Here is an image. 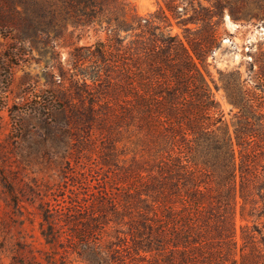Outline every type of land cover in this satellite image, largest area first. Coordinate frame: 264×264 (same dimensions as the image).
<instances>
[{"label": "trees", "instance_id": "1", "mask_svg": "<svg viewBox=\"0 0 264 264\" xmlns=\"http://www.w3.org/2000/svg\"><path fill=\"white\" fill-rule=\"evenodd\" d=\"M188 3L198 4L194 15L179 16ZM228 7L229 0H165L141 17L121 0H0V33H17L11 59L22 57L18 44L51 29L60 28L56 38L67 25L107 33L75 48L88 70L80 73L83 103L72 110L78 127L99 125L102 167L70 176L61 201L44 214L48 244L64 238L85 246L88 264H237L241 203V264H264L262 255L248 260L244 235L253 227V241L263 245L255 222L264 218V67L250 96L233 99L235 142L206 77L222 39L209 24ZM171 18L185 27L184 39L173 35Z\"/></svg>", "mask_w": 264, "mask_h": 264}, {"label": "rangeland", "instance_id": "2", "mask_svg": "<svg viewBox=\"0 0 264 264\" xmlns=\"http://www.w3.org/2000/svg\"><path fill=\"white\" fill-rule=\"evenodd\" d=\"M121 1L127 10L141 17L165 7V0ZM204 5L211 8V4ZM180 6L183 11L178 9L179 16L184 18L198 9V4ZM16 9L23 12V2L19 1ZM171 21L173 35L184 39L185 27L178 25L177 19ZM188 27L193 31L198 28L191 24ZM209 27L222 39L208 59L206 77L235 142L239 108L233 99L250 96L256 74L264 67V0H229L224 19L218 24L214 20ZM58 30L37 33L25 45L18 44L22 54L19 60L8 54L16 45L17 33H0V264H88L92 256L85 246L73 248L64 238L58 244H48L42 232L49 227L44 214L61 201L70 176L102 167L98 150L103 133L99 125L93 129L78 127L72 110L83 103L79 94L85 90V78L80 73L88 70L87 64L80 69L75 48L105 41L107 33L73 32L74 28L67 25L63 35L56 38ZM81 54L88 57L85 51ZM50 93L57 98L51 99ZM113 128L121 150L124 136L119 133L123 128L117 122ZM237 209L241 248V228L247 221L241 216V203ZM249 223L253 225L250 219ZM255 224L263 245L253 241V227L245 232L249 236L248 260L255 255L264 258V218ZM253 245L256 252L250 249ZM240 248L237 264H241Z\"/></svg>", "mask_w": 264, "mask_h": 264}]
</instances>
